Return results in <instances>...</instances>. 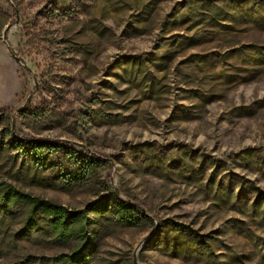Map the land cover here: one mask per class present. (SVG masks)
<instances>
[{"label": "rangeland", "instance_id": "obj_1", "mask_svg": "<svg viewBox=\"0 0 264 264\" xmlns=\"http://www.w3.org/2000/svg\"><path fill=\"white\" fill-rule=\"evenodd\" d=\"M0 264H264V0H0Z\"/></svg>", "mask_w": 264, "mask_h": 264}, {"label": "trees", "instance_id": "obj_2", "mask_svg": "<svg viewBox=\"0 0 264 264\" xmlns=\"http://www.w3.org/2000/svg\"><path fill=\"white\" fill-rule=\"evenodd\" d=\"M17 140V139H16ZM19 146L23 153L36 165L45 167L48 166L52 168L55 164V160L60 162L62 160H69L68 162L72 165L78 166V170L71 173L70 177L64 174L63 178L68 180V182L80 179H86L93 161H89L82 155L75 154L70 148L64 146L62 142H45L37 140H17ZM8 195L27 203L30 206V224H35L37 218L42 216L46 222L53 228L58 238L62 241L68 240L72 235L71 225L73 223L79 222L82 218V212L70 211L66 207L52 203L48 200L39 199L32 197L27 194L20 193L15 190L7 192L4 195L3 206H6V200ZM102 207L109 205L108 201L101 202ZM114 207L117 208L121 213V219L124 222H131L135 219L133 216V211L136 210V206L131 203H123L118 200L114 202ZM83 259V255L77 256Z\"/></svg>", "mask_w": 264, "mask_h": 264}, {"label": "water", "instance_id": "obj_3", "mask_svg": "<svg viewBox=\"0 0 264 264\" xmlns=\"http://www.w3.org/2000/svg\"><path fill=\"white\" fill-rule=\"evenodd\" d=\"M8 28L5 30V32H4V40L5 41H7V33H8ZM9 51H10V53L17 59V60H19V58L17 57V56H15L14 55V53H13V51L11 50V48L9 47Z\"/></svg>", "mask_w": 264, "mask_h": 264}]
</instances>
